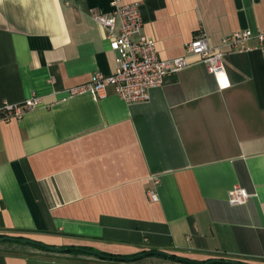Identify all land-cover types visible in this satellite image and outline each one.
Returning a JSON list of instances; mask_svg holds the SVG:
<instances>
[{
    "label": "crops",
    "instance_id": "crops-1",
    "mask_svg": "<svg viewBox=\"0 0 264 264\" xmlns=\"http://www.w3.org/2000/svg\"><path fill=\"white\" fill-rule=\"evenodd\" d=\"M114 2L138 5L163 59L185 55L199 32L215 47L235 31H264V0H0V104L41 101L0 122V236L264 264V53H227L226 86L190 57L145 102L126 103L112 86L100 99L68 97L115 69L117 53L92 18ZM234 186L250 194L246 203L228 204ZM0 264L185 263L6 241Z\"/></svg>",
    "mask_w": 264,
    "mask_h": 264
},
{
    "label": "built area",
    "instance_id": "built-area-1",
    "mask_svg": "<svg viewBox=\"0 0 264 264\" xmlns=\"http://www.w3.org/2000/svg\"><path fill=\"white\" fill-rule=\"evenodd\" d=\"M92 18L102 28L109 49L116 52L115 69L109 75L95 72L85 84L71 87L68 97L89 94L93 99L106 96L107 87L112 86L115 94L126 103L145 102L149 90L162 86L164 80L178 73L193 57L204 64L221 86L228 85L223 57L227 53H242L258 48L264 53V31L244 29L223 37L212 47L206 35L197 33L186 45L185 55L173 59H163L156 49V41L141 30L142 20L136 3L117 5L109 14H94ZM119 27L116 29L115 21ZM255 41L254 46L247 42ZM41 103L40 97L32 95L21 103L3 102L0 104V122L19 120L27 111L34 110ZM156 183V182H154ZM151 201L158 199L154 191L147 193ZM250 194L242 187L234 186L227 193L229 205L246 203Z\"/></svg>",
    "mask_w": 264,
    "mask_h": 264
},
{
    "label": "water",
    "instance_id": "water-1",
    "mask_svg": "<svg viewBox=\"0 0 264 264\" xmlns=\"http://www.w3.org/2000/svg\"><path fill=\"white\" fill-rule=\"evenodd\" d=\"M19 242V243H23V244H29L32 246H36L39 248H42L44 250L50 251V252H68V251H78L81 252L83 254H87V255H92L95 256L99 259H103V260H119V261H124V262H133V261H137L146 257H150V256H158V257H162L165 259H170V260H174L177 262H181V263H185V264H246V263H242L239 261H233V260H226V259H209L206 261H203L201 263L196 262L194 260H189V259H184L172 254H168L162 251H144L142 253H139L135 256L132 257H118V256H108V255H104L101 254L97 251H93L90 249H86V248H80V247H52V246H47L44 245L42 243L33 241L31 239L28 238H23V237H11V236H0V242Z\"/></svg>",
    "mask_w": 264,
    "mask_h": 264
},
{
    "label": "trees",
    "instance_id": "trees-1",
    "mask_svg": "<svg viewBox=\"0 0 264 264\" xmlns=\"http://www.w3.org/2000/svg\"><path fill=\"white\" fill-rule=\"evenodd\" d=\"M78 252V251H77ZM109 256V255H108ZM110 256H114V255H110ZM118 257H120V256H118Z\"/></svg>",
    "mask_w": 264,
    "mask_h": 264
}]
</instances>
